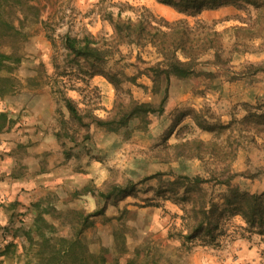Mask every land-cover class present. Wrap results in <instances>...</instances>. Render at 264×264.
Segmentation results:
<instances>
[{"label": "rangeland", "instance_id": "obj_1", "mask_svg": "<svg viewBox=\"0 0 264 264\" xmlns=\"http://www.w3.org/2000/svg\"><path fill=\"white\" fill-rule=\"evenodd\" d=\"M257 3L189 18L154 0L6 1L0 14L13 30L0 27V56L8 57H0V251L8 250L0 264H42V237L57 247L61 238H77L105 264H264V233L251 232L238 216L217 219L210 245L203 236L185 240L192 227L182 220L188 206L175 202L181 196L171 195L168 185L182 175L222 179L227 166L233 186L264 192L263 138L252 143L233 132L247 110L264 112V73L241 75L249 65L264 66V0ZM118 14L133 22L145 16L202 22L224 32L223 57L231 63L198 66L196 78L171 77L162 110L107 130L94 118L119 121L131 102L156 108L165 87L163 81L153 94L149 78L139 75L155 62L149 45L116 47L102 66L121 80L116 86L89 76V65L71 63L64 37L115 46L108 17ZM232 27L248 31L237 41ZM63 96L84 115L86 127L71 121ZM194 141L205 145L184 147ZM242 173L253 177L237 176ZM111 185L125 194L104 200L98 192ZM203 189L221 203L225 187L211 180ZM38 214L43 222L36 223Z\"/></svg>", "mask_w": 264, "mask_h": 264}, {"label": "trees", "instance_id": "obj_2", "mask_svg": "<svg viewBox=\"0 0 264 264\" xmlns=\"http://www.w3.org/2000/svg\"><path fill=\"white\" fill-rule=\"evenodd\" d=\"M6 1L8 0H3L2 4L0 3V9L5 8L3 5L6 4ZM154 1L168 6L179 14L189 18H196L204 11H214L225 7L243 10L248 6L253 8L258 6V0ZM256 19L258 20V18ZM108 21L113 29L112 41L115 43V46L104 48L99 45L98 41L88 36L75 38L66 35L64 37L63 47L71 63H74L77 67H80L82 63L86 66L89 65L87 69L89 76H104L113 86H116V83L121 81L117 75L106 74L102 69L105 61L116 51V47L121 44L135 45L140 48L149 45L155 55V62L153 65L144 68L139 75H145L149 78L152 83L151 89L153 94L161 91L163 81H165V87L162 89L164 97L156 108L150 103L138 104L131 102L128 110L119 121L115 119L100 120L94 118L97 125L104 126L107 130L117 131L118 129L115 126L118 123H126L133 117H140L144 120L150 113L162 110L163 103L168 95L167 84L170 82L171 77L177 79L196 78L199 74L196 69L198 66L209 65L216 68H225L231 63L230 58L223 57L224 32H217L202 22L197 21L194 26H190L186 20L174 22L159 20L156 22L146 16L139 17L133 22L129 19L125 21L120 19L119 14L116 19L109 16ZM1 26H7L9 31L13 30L12 23L5 21L0 14ZM230 31L235 33V40L238 41L240 38L238 34L245 33L248 29L246 27H232ZM3 34L0 32V36H3ZM232 52H240L236 41L234 42ZM1 56L8 58L4 55ZM206 57H210V59H205ZM248 69L249 71L242 72L241 75L264 73V66L249 65ZM127 80L135 82V78H127ZM63 104L71 121L76 122L81 127H86L83 123L84 115H81L77 106L65 96H63ZM238 126L233 132L239 133L252 143L256 137L263 138V144L260 148L264 150V112L261 111V108L247 110V114L238 122ZM1 128L0 126V130ZM191 144H196L199 150L205 145L201 141H194L175 147L179 148L182 145L188 147ZM210 146L215 147L212 143ZM211 147L209 148L211 149ZM214 153H211V155ZM225 169L227 175L222 177V179H202L199 176L188 177L182 175L176 177L168 184L171 195L181 196L180 199H174L175 202L188 206V209H182L184 216L182 220L186 221L187 218L189 225L191 224L192 227L187 234L182 235L185 240L191 241L198 236H203L201 237L203 244L210 245L215 238L217 219L224 213L240 217L251 232L263 235L264 192L251 193L240 189L239 186H233L231 181L234 176L229 175L227 166H225ZM237 176L246 179L253 177L249 173H242ZM211 180L225 187V192L220 198V204L208 198L206 191L203 189V184L211 182ZM124 194L125 188L117 185L109 186L106 192H98V195L104 200H114L117 197H122ZM36 220V223L43 222L42 214H38ZM38 230H40L39 226L37 227ZM58 242L60 243L59 247L51 244L49 239L41 238V242L38 244V255L39 261L42 264H58L61 261L69 262V264H105L103 259L94 257L88 253L86 245L77 238H61ZM7 250L8 245L0 251V257H3Z\"/></svg>", "mask_w": 264, "mask_h": 264}, {"label": "crops", "instance_id": "obj_3", "mask_svg": "<svg viewBox=\"0 0 264 264\" xmlns=\"http://www.w3.org/2000/svg\"><path fill=\"white\" fill-rule=\"evenodd\" d=\"M0 210H1V208H0ZM0 213H1V211H0ZM1 221V220H0ZM3 238H6V239H8L9 238V236L8 235H5ZM3 238L1 239V241H4L3 240ZM4 243H7V241H4Z\"/></svg>", "mask_w": 264, "mask_h": 264}]
</instances>
